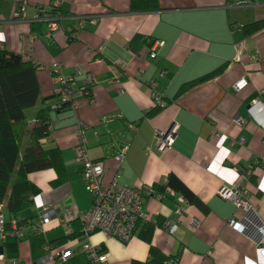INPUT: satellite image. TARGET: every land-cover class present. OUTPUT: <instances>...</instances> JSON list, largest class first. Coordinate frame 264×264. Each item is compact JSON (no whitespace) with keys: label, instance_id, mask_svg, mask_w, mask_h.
I'll return each mask as SVG.
<instances>
[{"label":"crops","instance_id":"1","mask_svg":"<svg viewBox=\"0 0 264 264\" xmlns=\"http://www.w3.org/2000/svg\"><path fill=\"white\" fill-rule=\"evenodd\" d=\"M54 1L0 0V48L40 65L39 96L52 95L55 67L72 75L76 87L77 104L53 116L52 134L44 140L46 147L59 148L67 179L52 187L53 170L32 173L30 178L42 192L18 219L36 218L45 205L88 211L91 198L73 152L74 131L82 125L89 156L103 164L105 184L117 176L118 184L141 188L172 172L205 204L206 212L179 193L148 195L142 204L143 221L164 222L155 225L151 244L165 256L179 252L172 264H264L257 230L264 222V141L248 112L257 98L264 101L260 93L264 27L251 36L243 31L246 24L264 21V1L242 5L238 0H61L58 7ZM21 4L23 12L18 11ZM42 15L57 20L58 28L49 35ZM155 41L160 44L151 58ZM221 67L217 74L183 89ZM88 74L94 81L87 97L77 88ZM243 77L248 83L237 90L235 83ZM154 93L164 106H159ZM41 105L25 109L30 124ZM237 116L245 122L236 123ZM171 123L176 124L175 139L160 152L155 132ZM213 130H219L221 137L212 136ZM125 141L128 150L117 164L114 155ZM251 164L253 182L248 179ZM241 184L248 190V210L216 193L222 186ZM178 207L183 209L180 214ZM0 210L6 222L14 220ZM166 221L177 224L174 233L167 231ZM67 229L51 213L41 232L49 241L67 235ZM27 230L32 231L31 226ZM21 232L13 245L0 239V264H92L83 248L86 241L102 245L105 264H149V244L137 235L123 241L96 232L84 242L67 240L59 247L44 243L33 250L26 229ZM52 248H71L72 254L53 262L45 256Z\"/></svg>","mask_w":264,"mask_h":264},{"label":"trees","instance_id":"2","mask_svg":"<svg viewBox=\"0 0 264 264\" xmlns=\"http://www.w3.org/2000/svg\"><path fill=\"white\" fill-rule=\"evenodd\" d=\"M54 12L48 13L54 14ZM263 27L264 21L257 20L244 25L243 31L247 36H251ZM222 68L188 82L183 86V89L217 74ZM39 69V64L24 60L16 52L0 48V207L14 218L17 230L24 231L26 229L25 236L30 240L33 250H38L44 243L48 246L59 247L67 240L77 239L84 242L89 239L91 234L99 232L95 228L88 233L86 238L87 232L84 229V222L79 215L87 211L78 212L71 209L77 215L65 221L64 224L62 222L63 210L69 208L59 209L58 206L48 205L50 208L49 220L51 213L57 214L60 224H68V227L66 226L68 233L57 239L45 240L43 231L37 229L38 216L29 220L18 219L19 212L30 206L35 197L42 192L41 186L30 178L32 173L53 170L55 176L50 181L52 187L61 185L67 179V170L59 148L56 146L46 147L44 140L52 134L53 116L67 111L73 100L62 101L59 95L54 92L49 97L41 98L36 78V71ZM37 103H42V105L30 124L25 109ZM249 169L251 173L248 175V179L253 182V164ZM163 179L161 182L147 186L152 190L151 195L162 197L168 195V193H179L187 203L206 212L205 204L175 174L169 172ZM89 196L92 205L93 198L90 194ZM163 224L164 222L161 220L156 223L138 220L133 229V236L137 235L149 244V258L147 260L149 264H172L179 259V252L172 256H165L151 244V236L155 225L163 226ZM30 226L32 231L29 232L27 228L29 229ZM4 230L7 235L3 244H15L19 236L12 234L10 221L5 222ZM99 246L100 252H104L102 245ZM134 263L142 264L139 262Z\"/></svg>","mask_w":264,"mask_h":264},{"label":"built area","instance_id":"3","mask_svg":"<svg viewBox=\"0 0 264 264\" xmlns=\"http://www.w3.org/2000/svg\"><path fill=\"white\" fill-rule=\"evenodd\" d=\"M61 3V0H55L54 6L58 7ZM253 3L252 0H238V4L246 5ZM24 5H19L18 11L23 12ZM39 15L37 16V18ZM36 18V19H37ZM45 20L47 22V32L49 35L51 31L58 28V23L56 18H52L48 15L40 16V20ZM160 44L159 41H155L152 44L149 52L151 58L156 57V47ZM54 71V81L56 87L54 93L58 94L62 101H71V106L77 104L76 100V89L75 82L72 75H63L60 72V68L55 67ZM76 74H79L78 70H75ZM94 78L91 75H86L83 84L79 87L78 90L87 94V97L90 96V87L93 84ZM248 81L246 78H241L235 83V88L237 90L243 89L247 85ZM153 86V82H149ZM261 94L264 91L260 92ZM153 97L157 100L159 106H164L163 101L160 96L156 93L153 94ZM249 117L255 119L259 124V129L257 134L264 141V101L260 98H257L254 101L249 110ZM246 119L242 116H237L235 122L238 124H243ZM132 130L135 129L134 126L131 127ZM75 135L77 137V144L75 145L73 152L75 160L81 164V178L84 183L85 190L92 196L93 203L90 209L83 214H80V218L84 222V229L88 233L93 229L97 228L99 232L106 234L111 237H118L123 241L128 240L133 236V229L136 226L138 220H143V215L141 213V206L146 200L148 195H151L152 190L144 185L141 188H131L128 186L120 185L117 182V176H114L107 184L104 183V168L103 164L100 161L93 160L87 149V140L85 137V126L79 125L75 128ZM222 133L219 130H213L212 136L215 138H220ZM176 136V124L171 123L170 126L165 130H156L154 135V144L160 152H164L171 147ZM129 143L124 142L117 150L114 155V160L117 164L122 163L124 160L125 154L128 150ZM164 180V179H163ZM217 196L230 200L236 208L239 209H250L251 205L248 202V190L245 184H241L238 188H228L222 186L217 190ZM49 211L50 208L48 205H45L41 208L38 213V228L40 231L44 224L49 221ZM183 212L182 208L177 209V213L180 214ZM77 213L73 212L71 209L63 210V220L65 221L74 218ZM149 221V220H148ZM232 220L229 221V223ZM5 219L0 210V239L3 242L7 235V232L4 230ZM154 222V220H150ZM12 234L21 236L22 232L17 230L16 224L13 221H10ZM65 224V223H64ZM68 227V224L65 225ZM165 227L169 233H174L177 224L166 221ZM242 230V227H239ZM258 233L260 235L259 240V253L264 259V222L257 227ZM83 248L88 253L92 264H105L106 255L105 252H100L99 245H93L89 241L83 245ZM71 248H52L49 253L45 254L48 260L53 262L59 260H65L71 256ZM16 260H13L15 263Z\"/></svg>","mask_w":264,"mask_h":264},{"label":"water","instance_id":"4","mask_svg":"<svg viewBox=\"0 0 264 264\" xmlns=\"http://www.w3.org/2000/svg\"><path fill=\"white\" fill-rule=\"evenodd\" d=\"M0 253H2V246H0Z\"/></svg>","mask_w":264,"mask_h":264},{"label":"snow or ice","instance_id":"5","mask_svg":"<svg viewBox=\"0 0 264 264\" xmlns=\"http://www.w3.org/2000/svg\"><path fill=\"white\" fill-rule=\"evenodd\" d=\"M0 38H2V37H0Z\"/></svg>","mask_w":264,"mask_h":264}]
</instances>
